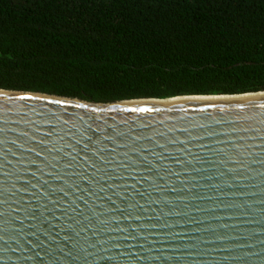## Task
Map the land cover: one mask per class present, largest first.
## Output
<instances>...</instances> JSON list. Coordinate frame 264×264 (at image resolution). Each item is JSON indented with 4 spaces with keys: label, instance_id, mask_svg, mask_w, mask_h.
<instances>
[{
    "label": "water",
    "instance_id": "water-1",
    "mask_svg": "<svg viewBox=\"0 0 264 264\" xmlns=\"http://www.w3.org/2000/svg\"><path fill=\"white\" fill-rule=\"evenodd\" d=\"M0 264H264V91L0 90Z\"/></svg>",
    "mask_w": 264,
    "mask_h": 264
},
{
    "label": "trees",
    "instance_id": "trees-1",
    "mask_svg": "<svg viewBox=\"0 0 264 264\" xmlns=\"http://www.w3.org/2000/svg\"><path fill=\"white\" fill-rule=\"evenodd\" d=\"M0 90L95 102L264 91V0H0Z\"/></svg>",
    "mask_w": 264,
    "mask_h": 264
}]
</instances>
